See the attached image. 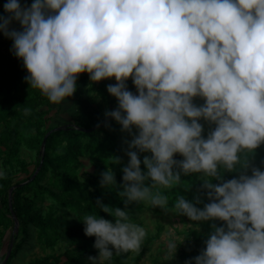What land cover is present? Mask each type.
I'll list each match as a JSON object with an SVG mask.
<instances>
[{"label":"clouds","instance_id":"obj_1","mask_svg":"<svg viewBox=\"0 0 264 264\" xmlns=\"http://www.w3.org/2000/svg\"><path fill=\"white\" fill-rule=\"evenodd\" d=\"M3 7L0 33L13 41L30 88L52 103L72 97L85 72L92 82L116 81L107 91L118 107L105 117L133 135L122 169L125 209L97 200L115 221L85 216L99 252L90 264L139 250L146 229L129 222L127 205L166 208L162 189L191 174H201L210 202L198 208L178 196L176 213L224 226L213 224L205 249L186 264H264V170L212 183L221 167L238 170L242 155L264 144V0H6ZM196 97L205 102L196 105ZM201 119L215 125L207 138ZM114 183L109 168L101 185ZM177 244L169 241L168 251L175 255Z\"/></svg>","mask_w":264,"mask_h":264},{"label":"trees","instance_id":"obj_2","mask_svg":"<svg viewBox=\"0 0 264 264\" xmlns=\"http://www.w3.org/2000/svg\"><path fill=\"white\" fill-rule=\"evenodd\" d=\"M5 2L6 0H0V15L5 14ZM2 45L0 42V171L5 175L0 176V264L7 257L11 243L13 249L6 264L16 263L19 256H26L24 249L32 250L35 247L42 251V255L31 258L26 264H90L88 257H96L99 252L94 247L96 238L86 236L83 220L88 214H97L115 221L114 216L97 207V200L112 209H125L122 169L129 163L127 143H130L133 135L122 131V126L111 118L106 123L110 126L105 124L93 132L76 129L93 128L106 119L103 113L99 115L103 119L99 122L91 118L85 122L75 121L76 124L64 126L65 129L48 136L41 169L35 179L29 182L41 165L40 154L45 137L59 128L49 127V122L53 109H60L61 104L52 103L39 90L30 88L24 79L27 70L23 61L11 51L4 52ZM90 84L96 86L97 97L92 102L100 110L104 105L110 111L118 107L117 99L107 91L110 80H102L97 85L86 72L77 78V90L73 97H80V91ZM193 102L199 106L205 101L196 97ZM74 118L77 119V116ZM199 122L204 128L203 136L207 138L215 125L203 119ZM133 134H138L136 129H133ZM24 148L37 154L36 169L33 172L29 171V163L21 157ZM138 154L141 169L146 172L143 159L145 156L150 157L151 153ZM85 157L94 164V170L79 174L81 160ZM174 159L182 160L183 157L176 154ZM246 159V166L240 168ZM254 167L264 170V144L252 153L242 155L241 162L237 165L238 170L227 171L221 167V178H213L212 183L220 184L242 174L251 175ZM109 168L114 173L116 183L103 187L101 174ZM20 173L27 174L25 180L17 181ZM26 182V185L12 192L10 200L11 189ZM146 184H151V181H146ZM162 192L168 197L166 208L156 207L145 201L132 202L126 209L129 222L135 223L138 215L146 210L156 214L174 212L181 220H190L187 216L176 213L174 204L178 196L185 197L198 208H203L210 202L207 190L203 188L201 174L182 175L180 184L171 189H162ZM10 203L18 220L16 233V220ZM46 203L48 206H45ZM199 223L202 232L190 230L186 233L187 242L177 252L178 264H186V261L205 249V241L213 231V224L217 227L224 226V222L219 220ZM29 237L31 238L28 239ZM32 242L34 244L29 245ZM62 246L66 248L63 253L47 254L48 250ZM129 254L130 252H114L113 257L104 264H127ZM141 257L140 253L134 264H139Z\"/></svg>","mask_w":264,"mask_h":264},{"label":"rangeland","instance_id":"obj_3","mask_svg":"<svg viewBox=\"0 0 264 264\" xmlns=\"http://www.w3.org/2000/svg\"><path fill=\"white\" fill-rule=\"evenodd\" d=\"M20 2L22 5L27 4L30 6L31 3H33V0H20ZM14 27L19 29L20 26L15 24ZM0 42L3 44L2 49L4 52H12L13 41L6 38L3 33L0 36ZM83 110L84 108L78 102V98H69L64 107H61L60 109H53V112L50 114L49 127L57 128L60 126H71L76 124L75 121L85 122L91 117L83 114ZM107 111H109V109H107ZM75 116H77V119L74 118ZM102 120V116L95 118V122ZM127 144L129 145V143ZM21 157L29 163V171L33 172L36 169V162L38 158L37 154L24 148L21 152ZM93 170L94 164L91 162V160H89L88 157L83 158L81 160V165L79 166V174H82L83 172L90 173ZM26 177L27 174L20 173L17 176V181L25 180ZM45 206H48V203H46ZM135 223L139 225L141 224L140 226L146 229V236L143 239L139 250L130 251L126 262L127 264H134L135 258L140 253L142 254V257L139 261V264H178L179 261L177 258V252L181 247H184L187 242L186 233L190 230H199L202 232L199 222H194L188 219L181 220L175 215L174 212H163L162 214H156L155 212L146 210L145 212H142V214L138 215L137 221ZM197 224L199 225L198 228L195 226ZM16 232L17 231H15V233ZM8 237L9 234L7 239ZM30 238L31 237L28 239ZM171 240H175L178 243L175 255L174 253H170L167 249V244ZM33 244L34 242L31 244L29 243V245ZM65 250L66 248L63 246L57 247L55 250H48L47 254H61ZM23 252L26 254V256H19L18 261L16 262L17 264H26L31 258L42 255V251L37 247L32 250L24 249Z\"/></svg>","mask_w":264,"mask_h":264},{"label":"crops","instance_id":"obj_4","mask_svg":"<svg viewBox=\"0 0 264 264\" xmlns=\"http://www.w3.org/2000/svg\"><path fill=\"white\" fill-rule=\"evenodd\" d=\"M93 83H96L97 85L99 84V82H93ZM115 83H116V81L114 78L110 79V84H115ZM126 85L130 91L137 92L135 85L133 84L131 78H129V80L126 82ZM135 94H138V93H135ZM96 97H97L96 86H92L91 84L86 86L85 88H83L80 91V97H77L78 102L84 108L83 114L90 116L91 119L97 118L101 113L105 114L107 109H110L107 105L106 106L104 105V106H102V108L100 110L99 107L97 106V104H94L92 102L94 99H96ZM70 98L76 99L73 96ZM66 102H67V100L64 102H61L60 103L61 107H64L66 105Z\"/></svg>","mask_w":264,"mask_h":264},{"label":"water","instance_id":"obj_5","mask_svg":"<svg viewBox=\"0 0 264 264\" xmlns=\"http://www.w3.org/2000/svg\"><path fill=\"white\" fill-rule=\"evenodd\" d=\"M108 121H109V118L106 119L105 121L99 123L98 125L94 126L93 128L89 129V130H86V129H83V128H76V129H78V130H80V131L93 132V131H95L96 129H99V128H101L102 126H104ZM65 128H66V127H59V128H57V129H54V130H52L50 133H48V135L45 137V139H44V141H43L42 149H41V154H40V155H41V165H40V167L37 169V171L35 172V175L33 176V178H32L29 182H31L32 180L35 179V177L37 176L38 172H39L40 169H41L42 163H43V161H44V153H45V147H46V143H47L48 136H49L50 134H52L53 132L60 131V130H63V129H65ZM27 183H28V182H26V183H22V184H20V185H18V186H16V187H14L13 189H11V191H10V200H11V194H12V192H13L15 189H17V188L26 185ZM10 208H11V211H12V215H13V217H14L15 220H16L15 231H17V229H18V220L16 219V216H15V213H14V211H13V209H12V204H11V203H10ZM12 249H13V244L11 243L10 248H9V250H8V253H7V257L5 258V260H4V262H3L2 264H6L7 259H8L9 256L11 255Z\"/></svg>","mask_w":264,"mask_h":264}]
</instances>
